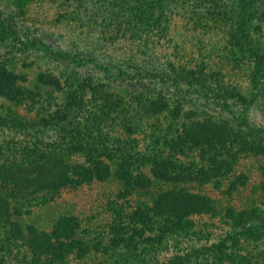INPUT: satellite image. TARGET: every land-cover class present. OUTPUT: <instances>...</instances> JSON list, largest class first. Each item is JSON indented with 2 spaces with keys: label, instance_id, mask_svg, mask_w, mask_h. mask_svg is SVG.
<instances>
[{
  "label": "trees",
  "instance_id": "1",
  "mask_svg": "<svg viewBox=\"0 0 264 264\" xmlns=\"http://www.w3.org/2000/svg\"><path fill=\"white\" fill-rule=\"evenodd\" d=\"M28 1L20 0V5ZM71 2L70 18L75 11L74 19H80L79 7L84 4L91 14L90 25L100 20L98 27L107 24L127 31L137 44L135 53L124 60H107L102 54L105 61L87 56L82 64L113 69L116 78L124 76L129 84H142V91L84 79L58 95L47 88L54 84L59 89L50 75L42 73L26 81L0 62V264L12 260L17 264H166V251L182 248V243H188L187 256L167 264L189 263L193 256H206L207 263L202 264H217L222 257L228 258L225 252L233 243L261 240L264 218L258 208H226L223 217L228 232L222 242L211 248L190 244L203 238L194 230L192 217L210 211L213 201L204 194H190L183 185L191 182L193 173L199 181L208 182L203 171L206 162L213 172L219 161L226 168L230 165L226 158L211 156L213 137L188 120L183 93L198 92L202 98L211 93L231 114L228 101L254 103L257 95L250 97L252 85L259 92L264 86V0ZM180 20L185 21L181 24L184 34L215 39L209 42L211 48L221 42L220 49L230 46L231 60L239 66L253 63L248 100L221 70L205 63L193 68L176 64L168 51L170 47L176 51L180 44L178 34L171 31ZM160 42L166 45L162 43L163 57L157 55ZM30 44L62 58L43 42ZM19 81L26 84L25 90L16 91ZM237 120L245 127L242 137L250 141L246 149L258 156L255 144L264 141V129H254L244 118ZM225 139L230 140L229 146L221 141L219 156L230 157L239 136L230 139L227 133ZM169 147L170 156L163 153ZM72 156L82 158L83 163H75ZM92 186L98 188L100 198L95 201V214L100 217L95 231L85 226L81 213H57L50 220V233L31 222L37 208L52 203L64 191ZM33 251L50 257L30 261Z\"/></svg>",
  "mask_w": 264,
  "mask_h": 264
},
{
  "label": "rangeland",
  "instance_id": "2",
  "mask_svg": "<svg viewBox=\"0 0 264 264\" xmlns=\"http://www.w3.org/2000/svg\"><path fill=\"white\" fill-rule=\"evenodd\" d=\"M71 1L29 0L21 6L20 0H0V31H3V41L0 40V62H6L8 65L4 64L16 76L21 77V75H24L26 81L36 78L42 73L50 75L58 84L59 89L55 88L54 84L47 88L58 95L62 94V91H65L68 85L71 84L72 87H75L84 79H92L94 83L100 81L108 85L112 83L117 86L122 84L128 91L133 89L142 91V84L135 83V81L129 84V79L124 76L116 78L117 74L113 69L104 70L105 68H95L91 64H82L87 56L99 58L100 63L105 61L106 57L107 60L110 57L124 60L135 53L137 44L134 43L133 35L127 31L115 29L114 26L107 24L98 27L100 20L97 22L92 21L90 25L91 14L90 11L84 8V4L79 7V12L82 11V14L80 12L79 15L80 19H78L80 23L74 19L75 11L72 18H70L68 13L73 9ZM91 1L86 0V4L90 5ZM58 3L61 6H58ZM74 7L77 8L78 5L75 4ZM203 15L207 17V14L202 13ZM86 22L89 27L85 26ZM183 22L185 23L182 20L175 22L171 30L172 33L178 34L176 37L180 43L178 49L175 51L170 47L171 52L168 51L172 58L176 57L175 62L177 65L193 68L200 63H205L211 66V69L221 70L220 72H222L226 81L236 86L247 100L252 94L257 95L251 105L242 101H228L233 112L231 114L222 107L221 100L217 101L211 93H208L204 98L200 97L202 96L200 93L193 94L190 90L183 93L185 100L188 101L184 104V111L190 112L188 120L198 123L213 137L214 150H212L213 155L211 154V156L217 157L221 161L226 158L230 165L226 168L219 161V164L216 165L218 169L213 172L209 169L211 164L206 162L203 171L208 182L199 181L193 173L191 182L189 181L183 185L190 194H204L213 201L211 206L209 205L210 211L192 217L195 222L194 230L198 231V236L200 232V236H203V238L201 240L195 238L190 243L201 248H211L222 242L228 232V225L223 217L226 208H234L237 211L258 208L264 218V141L261 140L255 144V148L260 151L258 156L250 154L246 149L250 141L248 138H243L246 134L245 127L237 120L238 117H241L254 129H264V86L261 87V92L255 89L253 85L251 87L250 83L255 72L253 63H246V68L239 66L238 63L231 60L230 46L220 49L219 47L223 44L221 42L220 45L217 44L214 48H211L209 42L212 43L215 39L212 38L209 41V36H194V33L191 35L189 33V35L184 34L181 27ZM179 33L181 36H179ZM195 39H200L201 42L198 43ZM34 40L43 42L51 51L57 50L61 53L62 58L58 54L52 55V53H49L46 47L43 48L40 45H37V47L30 46V42ZM162 43L164 45V42H160V48L157 49L159 57H163L164 54ZM102 54H105L106 57H101ZM18 84L16 91H23L27 88L26 84L20 81ZM250 87L252 91L249 97ZM197 88L199 87L196 86L195 89ZM0 101L3 100L0 99ZM194 103L198 106L194 107ZM233 115H236V117L234 118ZM106 130L110 132L109 128H105ZM110 133L112 134V132ZM218 133H223L224 137ZM227 133L230 139L233 136H239V142L233 147V152H235L233 155L230 157L226 155L219 156V151L224 146L221 141L229 146L230 140L225 139ZM170 149L171 147L163 153H167L169 156L172 155L169 154ZM71 158L74 161L77 160L75 162L77 164L84 161L76 156ZM103 164L107 165L105 162ZM144 174L149 177L148 171H144ZM55 199L45 207L37 208L35 213L30 216L31 222L38 225L40 230L49 231L50 233L53 225L50 220L57 213H81L85 226L91 228L92 231L97 229V225L100 224L98 222L100 217L97 216V213L95 214L97 206L95 201L100 198L96 186L66 190L59 198L56 197ZM120 200L127 204L126 200ZM90 217L92 218L91 222L89 221ZM260 233H263L261 240L242 239L233 243L225 252L228 254V258L222 257L221 261H217V264H264V230H261ZM94 235L90 233V237H94ZM182 245V248H170L166 251L164 254L166 264L170 261L177 263L178 256H181L180 259L187 256L186 247L188 243H182ZM20 250L23 251L22 247ZM75 254L76 252L69 254L67 257H73ZM95 255H99V253H95ZM32 257L47 260L50 255L33 251L29 253L28 259L31 261ZM205 258L193 256L189 258V263L184 264L207 263ZM211 260L212 257L210 256L208 261ZM15 262L12 260L5 263L17 264Z\"/></svg>",
  "mask_w": 264,
  "mask_h": 264
}]
</instances>
